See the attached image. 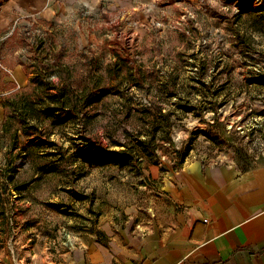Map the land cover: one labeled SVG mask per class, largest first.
<instances>
[{"label":"rangeland","instance_id":"1","mask_svg":"<svg viewBox=\"0 0 264 264\" xmlns=\"http://www.w3.org/2000/svg\"><path fill=\"white\" fill-rule=\"evenodd\" d=\"M244 1L264 5V0H59L58 8L30 0L3 18L0 0V21L12 18L0 28V93L6 91L0 100V264H67L74 250L106 245L111 235L103 228L121 226L125 211L134 208L137 217H146L141 212L160 181L152 166L165 173L200 160L244 169L264 158V30L255 31L247 14L234 16ZM15 27L23 38L12 42ZM39 37L46 41L41 49ZM59 45L70 70L110 86V92L85 120L73 117L56 125L46 120L25 135L13 118L7 123L9 109L1 101L17 99L15 91L31 93L29 64L35 59L52 64V46ZM122 46L141 68L140 85L124 71L107 75ZM20 59L27 76L23 86L4 78ZM47 73L52 84L63 85L57 74ZM124 101L139 108L151 103L154 112L161 107L165 116L155 114L170 123L168 137L157 132L153 155L138 152L141 157L124 167L79 162L77 145L117 151L112 141L129 142L134 128L142 129L131 125L135 117L124 119ZM47 162L54 172L40 169ZM134 218L132 230L139 221Z\"/></svg>","mask_w":264,"mask_h":264},{"label":"crops","instance_id":"2","mask_svg":"<svg viewBox=\"0 0 264 264\" xmlns=\"http://www.w3.org/2000/svg\"><path fill=\"white\" fill-rule=\"evenodd\" d=\"M36 2L55 3L58 8L60 4L59 0ZM29 3L4 0L2 17ZM9 20L0 21V28ZM8 70L6 80L26 84L22 65ZM5 93H0V100ZM150 168L160 181L141 212L146 217L128 209L121 226L103 228L111 235L106 245L95 242L84 253L74 250L67 255V264H264V158L244 169L230 162L200 160L165 173L159 166ZM147 204L154 213L149 220ZM134 217L150 223L144 234L132 230Z\"/></svg>","mask_w":264,"mask_h":264},{"label":"trees","instance_id":"3","mask_svg":"<svg viewBox=\"0 0 264 264\" xmlns=\"http://www.w3.org/2000/svg\"><path fill=\"white\" fill-rule=\"evenodd\" d=\"M239 3L235 17L241 18L242 14L249 15L254 25H256L255 31L261 34L264 30V5H257V8L253 6V3ZM23 27L22 29H25ZM21 28H14L9 40L16 42L15 40H22L20 33ZM24 33V32H23ZM238 38L244 39V34L237 35ZM246 36V33H245ZM249 37V35H248ZM244 40L238 43V52L246 54L245 49L241 47ZM43 43L46 44L44 37H39L36 43V48L41 49ZM117 43H120L117 41ZM54 46V45H53ZM53 48L54 55L52 58V64L48 59L43 63L40 60L35 63H30L29 67L33 68V75L29 78V81L34 84L33 90L30 93H25L23 90L17 92V99L14 100L8 97H4L1 101V105L4 109L8 110L6 114V120L10 124V119L13 118L18 124V129L25 135H30L33 132L38 131V123H43L46 120H50L53 125L61 124L73 117L85 120L88 117V110L99 102L101 98L108 95L110 92V86L97 85L98 83L90 77H84L80 79L79 75H76V71L70 70V66L64 62L63 51L64 47L59 45ZM17 62V64H23L24 60ZM29 62V60H27ZM24 65V64H23ZM113 69L108 72L107 75L113 73L114 77L119 75V71L126 72L129 77L133 78L135 85H140L144 82V77L140 66L132 65V59L127 46H122L117 53L116 61L112 63ZM51 71H46V69ZM47 72L55 73L60 80L64 83L62 86L52 84L47 77ZM56 89L55 93H49V90ZM148 102L150 101L147 97ZM124 119L133 118L138 121L130 123L132 126H141V130L134 128V136L129 139V142L119 141L118 139L112 141V146H118L119 150H109L93 146L92 143H81L77 145L76 156L79 162L87 164L89 166H101L104 164H112L117 167L127 166L135 156L141 157L137 154L140 152L147 155H153L154 153V140L157 132H162L160 138H167L169 133L170 123L164 125L163 122L156 118V112L161 116H165L161 111V107L152 108L151 103L149 105L143 104L141 108L134 107L129 101H124ZM189 110V109H188ZM83 117H85L83 119ZM5 124V123H4ZM35 130V131H33ZM144 136V137H143ZM107 138L111 140V135H107ZM87 140V139H84ZM33 140L30 141L32 143ZM23 151L28 150V146L22 147ZM98 150V151H97ZM97 151V152H96ZM139 152V153H138ZM26 156H29V151L25 152ZM44 163L41 170L46 173H52L55 171V165L53 163Z\"/></svg>","mask_w":264,"mask_h":264},{"label":"built area","instance_id":"4","mask_svg":"<svg viewBox=\"0 0 264 264\" xmlns=\"http://www.w3.org/2000/svg\"><path fill=\"white\" fill-rule=\"evenodd\" d=\"M145 211L147 213L148 220L150 218H153L154 213H153V211L151 210V207L148 204H147V207L145 208ZM149 224L150 223L148 221L146 223H142L140 221H137L136 225H135V230H138L139 232H142V234H144L145 231L148 230Z\"/></svg>","mask_w":264,"mask_h":264}]
</instances>
